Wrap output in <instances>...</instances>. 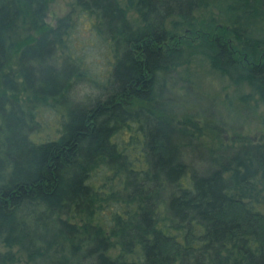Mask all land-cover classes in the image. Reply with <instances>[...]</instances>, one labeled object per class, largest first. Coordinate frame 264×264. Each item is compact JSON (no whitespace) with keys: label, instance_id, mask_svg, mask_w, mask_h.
<instances>
[{"label":"trees","instance_id":"obj_1","mask_svg":"<svg viewBox=\"0 0 264 264\" xmlns=\"http://www.w3.org/2000/svg\"><path fill=\"white\" fill-rule=\"evenodd\" d=\"M51 1L0 0V264H264V130L205 147L171 96L198 51L264 105V0H74L103 77Z\"/></svg>","mask_w":264,"mask_h":264},{"label":"rangeland","instance_id":"obj_2","mask_svg":"<svg viewBox=\"0 0 264 264\" xmlns=\"http://www.w3.org/2000/svg\"><path fill=\"white\" fill-rule=\"evenodd\" d=\"M121 3H124V0H121ZM69 11L75 19V28L71 33L73 48L79 55L84 52L85 64L90 65L98 76L103 77L109 68L111 58L103 44L92 38L91 20L79 13L74 0H52L46 21L53 25L58 16ZM130 18L134 16L130 14ZM57 57L61 58L59 51ZM191 58L185 69L176 71L178 79L172 90L173 94L167 93L176 102L172 108L175 122L184 121L182 115L184 112L192 113L203 131L198 139L203 146L209 148H213L219 142L223 144L234 142L232 140L234 135H242L244 139L253 141L261 139L264 130L262 124L264 105L257 98L247 97L242 100L241 95L250 91L247 83L234 82L226 74L212 68L201 52H195ZM88 89L85 85H77L75 97L81 98ZM40 110V114L37 115L38 130L33 135L34 138L43 140L58 135L56 114L49 108ZM188 155L196 157L198 154L189 148ZM196 164L204 166L202 162ZM260 209L264 211V203Z\"/></svg>","mask_w":264,"mask_h":264}]
</instances>
